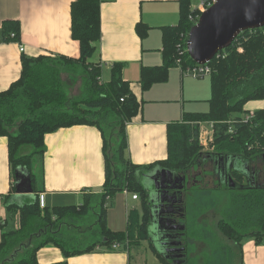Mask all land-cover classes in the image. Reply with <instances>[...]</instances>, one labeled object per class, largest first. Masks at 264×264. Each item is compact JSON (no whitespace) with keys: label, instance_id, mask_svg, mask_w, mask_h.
Masks as SVG:
<instances>
[{"label":"trees","instance_id":"obj_1","mask_svg":"<svg viewBox=\"0 0 264 264\" xmlns=\"http://www.w3.org/2000/svg\"><path fill=\"white\" fill-rule=\"evenodd\" d=\"M100 3L101 0H75L70 6L71 37L79 44L77 59L23 56L19 80L0 93V137L7 139L12 189H16L17 183L18 188L24 191L29 184L34 197L29 202L21 203L10 197L5 199L7 217L0 224V264H38L37 252L47 246L59 249L65 260L91 253L97 247L107 251H114L115 248L123 250L125 246L137 245L142 241H147L152 247L147 230L148 191L141 178L158 168L185 174L192 166L197 168L196 162L204 155L216 161L223 159L218 162L221 174L231 177L238 186L243 183V187L235 189L224 185L208 188L203 179L205 176L210 178L211 173L204 172V175L195 177L198 184L184 188L182 197H178L180 202L174 206L178 223L183 226L179 231L182 241L180 248L184 252L181 256L183 264H189L187 253L190 239L186 217L187 198L192 188L200 190L197 191V198L203 206L209 203L204 200L206 196L211 195L215 199L216 203L210 202L212 207L206 206L212 210L219 207L218 193L224 191L228 194L227 199L223 197L225 206H220L221 216L216 223V228L228 241L238 245L244 239L252 238L256 244L261 243L264 240V110L246 119L249 113L244 106L248 102L264 99V27L241 33L228 49L219 52L208 63L211 67L208 112L185 113L181 123L169 125L167 159L142 167L132 165L125 155V127L139 113L140 103L122 78V65L113 64L109 80L102 82L99 81V63L91 61L101 36ZM179 3L178 24L162 28L163 64L141 70L142 91L153 84L166 82L169 69L177 68V64L182 68L195 64L186 52L188 32L193 26L189 19L190 0H180ZM148 29L146 25L138 24L136 32L143 38ZM19 31L17 22H5L0 36L6 43L17 42ZM11 35L14 37L10 38ZM75 68L81 70L84 78L83 97H77L80 99L69 96L65 86V78ZM203 122L214 123L212 151L207 153L199 146L198 127L190 124ZM77 125L96 127L103 138L105 182L102 194L89 195L79 207L41 209L36 188L39 177L34 173L33 164L45 152L44 136ZM113 128L117 131L108 134L107 130L112 131ZM113 135L116 137L114 144ZM227 163H231V166ZM252 169L257 175L255 179L260 176L261 184L245 182L244 177H249L248 172H252ZM123 192L137 196L141 213L131 211L125 232H111L106 226V211L114 197ZM96 197L98 211L92 232L98 233L99 238L82 249H69L75 238L68 233L72 226L67 225L75 218L88 216L92 208L91 200ZM198 213L195 217L203 220L206 211L201 213L200 210ZM16 216L18 227L11 225ZM220 250L225 252V262L229 261V249L221 245ZM215 258L221 259L220 256Z\"/></svg>","mask_w":264,"mask_h":264},{"label":"crops","instance_id":"obj_2","mask_svg":"<svg viewBox=\"0 0 264 264\" xmlns=\"http://www.w3.org/2000/svg\"><path fill=\"white\" fill-rule=\"evenodd\" d=\"M74 1L0 0V31L3 23L9 21L17 22L20 30L17 42L0 43V93L19 80L23 56L79 57V44L71 37L70 6ZM179 1L101 0L100 3L101 36L91 61L99 63L102 82L109 80L113 64H121L122 78L140 103L139 113L125 127V155L132 165L143 167L166 160L168 126L181 123L185 113H206L209 110L210 81L194 83L193 78L182 75L178 68L169 69L164 83L153 84L145 91L140 86L142 68L163 64L162 28L178 24ZM195 1L190 0L191 9L197 7ZM138 24L149 28L143 38L136 32ZM19 45L24 48L23 53L19 52ZM195 85L200 86L197 88ZM205 87L208 91L204 90ZM178 100L181 102L179 109ZM244 110L253 114L263 111L264 99L248 102ZM209 123L190 124L198 127L200 136L201 127L203 129ZM44 145L36 185L38 195L43 196L44 207H79L89 195L102 194L105 156L103 138L96 127L77 125L61 128L46 134ZM200 146L205 153L212 151H205L201 143ZM12 184L7 139L0 137V224L7 217L5 199L10 197L19 203L34 199L32 193H27L29 184L24 191L18 188L19 193L17 188L12 189ZM196 184L195 181L191 187ZM133 210L140 214L139 199L133 200L132 195L126 192L117 194L106 211L107 228L111 232H125ZM137 245L134 256L130 252L131 246H125L123 250L115 248L114 251L97 247L91 253L66 260L59 249L47 246L36 256L38 264L63 261L67 264H172L156 256L151 249L154 247L152 244L150 247L147 241ZM224 245L234 250L236 264H264V240L256 244L252 238H246L238 245L232 241Z\"/></svg>","mask_w":264,"mask_h":264},{"label":"water","instance_id":"obj_3","mask_svg":"<svg viewBox=\"0 0 264 264\" xmlns=\"http://www.w3.org/2000/svg\"><path fill=\"white\" fill-rule=\"evenodd\" d=\"M263 27L264 0H218L214 5L202 13L197 22L190 28L186 42V51L189 58L195 64L205 65L210 63L219 52L228 49L241 33ZM158 174L161 175L162 183L158 180ZM144 177L151 183V188L145 186L148 191L147 204L149 223L147 230L149 241L155 251L163 255L167 253L165 249L163 250L167 245H163L162 242H166V240H170L173 237L170 235L164 237L160 234L163 237V240L160 242L155 238L159 233L158 226L164 220L162 215L166 212H162L160 206L164 202H169L166 193L167 189H171V184L169 182L174 181V183H178V187L173 188L180 193L182 189L188 188V177L186 174L175 173L160 168L153 169L146 173ZM225 178L230 186L233 187L234 183L231 177L226 176ZM16 188L18 190L17 183ZM16 192L19 193V190ZM27 193H32L30 185L28 186ZM178 194L176 193L171 196L173 204L180 202V199H178L180 196ZM163 195L165 197H163ZM167 222L170 224L172 222L175 223L173 220H167ZM176 228L182 230L183 226L171 227L172 230ZM167 244L169 246H176L180 243ZM182 250V248H175L171 251L178 252Z\"/></svg>","mask_w":264,"mask_h":264},{"label":"rangeland","instance_id":"obj_4","mask_svg":"<svg viewBox=\"0 0 264 264\" xmlns=\"http://www.w3.org/2000/svg\"><path fill=\"white\" fill-rule=\"evenodd\" d=\"M200 0L195 1L196 5H198ZM81 70L79 68H75L74 70H70L67 77L65 78V86L67 94L71 97H76V99H80L77 97H83V75L81 74ZM108 75V74H107ZM108 76L104 78V81H106ZM192 79V78H191ZM208 82L209 83V77L203 78V79H192V82ZM200 85H195V87H199ZM206 91H208V88L205 87ZM187 98V97H185ZM184 104L187 105V102L184 101ZM174 107V106H173ZM177 108H181V102L178 100ZM203 129L210 131V126L208 124H205L203 126ZM113 130H116L115 128L111 130H107L108 134L113 132ZM112 143L114 144V141L116 140V137L113 135L112 137ZM203 140H199V146L200 143ZM208 144V139L205 140ZM211 143L208 144L210 150ZM110 144V142H109ZM110 156V154H109ZM34 173L37 174V177H39V171H40V162L39 160H35L33 164ZM141 182L144 185V187L151 188V183L145 177L141 178ZM204 183H207L208 188H213L210 184V178L204 177L203 179ZM259 182H261V178L259 176ZM195 182H193L194 184ZM190 185L188 184V188ZM192 193L187 198V217H186V224H187V230H188V238L190 239V245L188 248V263L189 264H236L237 263V257L234 253V250L229 248L227 245H224L225 243L229 244V241L221 235L219 230L216 228V223L220 220V206L224 205L223 197L227 199V195L224 191H220V198L218 199V205L219 207L215 209L214 211L211 210L209 217L204 218L203 220L197 219L195 217V214L198 213V211L201 210V213L208 211L210 208H206L208 205L209 207H212L213 205L211 203H216L215 199L212 198L211 195H208L204 198L205 201H209V203H204L201 205L200 201L198 200V195L200 191L196 188H192ZM236 189V188H235ZM92 208L90 211H88V216H86L83 219H73L72 222L69 223L67 226H72L71 231L69 235L73 238H75V241L72 242L69 246V249H82L85 246H87L89 243H92L96 238H99V234H93V228L92 225H94L96 221V212L98 211V199L93 198L91 200ZM201 205V209L198 210L199 206ZM203 207V208H202ZM205 208V209H204ZM205 210V211H204ZM141 213V211H140ZM199 214V213H198ZM18 217H14L13 222L11 225L18 227ZM65 231V230H64ZM221 245L223 247H226L229 249L231 255L229 256V261L225 262V252L220 250ZM137 246L133 244L130 247V252L134 256L137 252ZM222 255V256H221ZM216 256H220V260H216Z\"/></svg>","mask_w":264,"mask_h":264},{"label":"flooded vegetation","instance_id":"obj_5","mask_svg":"<svg viewBox=\"0 0 264 264\" xmlns=\"http://www.w3.org/2000/svg\"><path fill=\"white\" fill-rule=\"evenodd\" d=\"M223 161V159L221 158H218L217 161L216 159H214L213 157L209 156V155H204L203 157H201V160H198L196 162V165H197V168H193V166L191 167L190 170H188L185 174L187 175L188 177V180H187V184H189L190 186L193 184V182L196 181L195 177L199 174L201 175H204L203 173L206 172V173H211L210 175V184L214 187L216 186H224V185H230L229 182L227 181V179L225 178L226 176H222V172L221 170L219 169L220 165L218 164V162H221ZM226 164V162H225ZM228 166L230 167L231 166V163H227ZM213 173V175H212ZM248 175L249 177L245 176L244 179L246 180L245 182H249L253 185V183H257V184H261V182H259V175H258V178L255 179V176L254 175V171L252 169V172H248ZM207 177V176H205ZM197 178V177H196ZM209 178V177H207ZM158 180L162 183V178H161V175L158 174ZM198 182V181H196ZM228 182V183H227ZM171 184V189H167L166 193H167V196L169 198V202H164L160 207H161V211H166L165 213H163V218L164 220L159 224L158 228H159V233L157 234V236L155 237L156 240H158V242H160L161 240H163V237H168V235H170L171 238L170 240H166V242H162L163 245L166 244L167 246L165 248H163V250L165 249L167 251V253L163 254V255H160L158 254L162 259H167L170 263L172 262V264H183V259H182V253L184 252H173L171 251L172 249H175V248H180L182 247V241H180V235H181V232H179V228H176L175 230H172L171 227L173 226H179L180 227V224L178 223V215L175 214L176 210H175V204L172 203V199H171V196L173 194H178L179 192L176 191V189H174L173 187H178V183H174V181H170L169 182ZM167 184V183H165ZM207 185V183H205ZM217 184V185H216ZM239 184V183H238ZM243 183H240L238 185H236L235 183L233 184L236 189H239L241 187H243L242 185ZM166 186V185H165ZM161 187V186H160ZM207 187V186H206ZM183 190L178 194L179 196L182 197L183 195ZM166 196V197H167ZM163 197H165L163 195ZM212 209H209L208 211H206V214L203 216L204 218L206 217H209L210 215V212H211ZM215 209H213L212 211H214ZM206 216V217H205ZM171 219H174L176 220L175 223H168L167 220H171ZM181 220H182V217H181ZM162 236H161V235ZM165 240V239H164ZM167 243H180L179 245H176V246H169Z\"/></svg>","mask_w":264,"mask_h":264},{"label":"built area","instance_id":"obj_6","mask_svg":"<svg viewBox=\"0 0 264 264\" xmlns=\"http://www.w3.org/2000/svg\"><path fill=\"white\" fill-rule=\"evenodd\" d=\"M218 0H200L199 4L197 5V7L191 9V16H190V21L193 23V25L197 22L199 16L204 13L208 8H210L212 5H214ZM14 35H11L10 38H13ZM5 40L0 36V43H4ZM187 42V41H186ZM19 52L23 53L24 52V48L22 46L19 45ZM187 52V51H186ZM178 63V61H177ZM177 68L180 70L181 74L184 76H188L191 77L193 79H200V78H205V77H209L211 74V67L208 66V63L205 65H197L194 64L193 66H189L187 68H182L180 67L179 64H177ZM101 81V79L99 80ZM122 101V100H121ZM251 116H253V113H249L247 116H245L246 119L250 118ZM207 123V122H205ZM200 124V123H198ZM210 126V131H207L205 129H202L201 127V135L199 136L200 140H203L201 142L203 148L205 151H210V148L208 146V144L211 142L212 138H213V126L214 123L210 122L209 123ZM203 130V131H202ZM231 133V130L229 131ZM206 139H208V144L205 141ZM132 199L136 200L137 196L136 195H132ZM38 201H39V207L41 209L44 208V204H43V196L42 195H38ZM117 246V245H116Z\"/></svg>","mask_w":264,"mask_h":264},{"label":"bare ground","instance_id":"obj_7","mask_svg":"<svg viewBox=\"0 0 264 264\" xmlns=\"http://www.w3.org/2000/svg\"><path fill=\"white\" fill-rule=\"evenodd\" d=\"M213 129V128H212Z\"/></svg>","mask_w":264,"mask_h":264}]
</instances>
